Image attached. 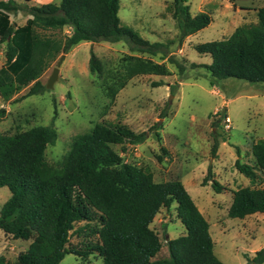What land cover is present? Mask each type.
<instances>
[{
  "label": "trees",
  "instance_id": "1",
  "mask_svg": "<svg viewBox=\"0 0 264 264\" xmlns=\"http://www.w3.org/2000/svg\"><path fill=\"white\" fill-rule=\"evenodd\" d=\"M172 16L179 36L197 32L210 22L200 11L191 15L186 0L172 1ZM243 22L223 39L198 43L194 48L208 53L211 62L203 64L216 80L233 77L249 82H264V5L241 7ZM119 0H59L58 3L23 4L0 0V45L5 62L0 66V97L8 100L32 82L25 95L46 89L39 76L58 54L81 42L125 41L131 52L155 55L163 46L150 42L120 22ZM26 11L22 25L9 19V12ZM248 18V20H247ZM68 27L69 34L58 35ZM171 59V58H170ZM182 71L184 65H178ZM194 66V64H193ZM91 73L102 74V62L89 56ZM168 75L163 63L135 54H125L120 66L107 72L103 87L111 99L135 76ZM165 113H161L164 117ZM160 123L150 129L160 140ZM148 131L135 132L126 124L97 122L76 134L60 161L45 157L48 145L57 138L53 124L35 125L6 138L0 135V187L9 197L0 208V219L14 239L28 240L27 247L12 261L0 255V264H59L67 253L85 256L87 252L69 249L67 243L74 224L98 220V242L93 250L101 264H226L215 255L209 223L180 180L157 182L149 169L126 161L113 145L126 152L130 145L144 141ZM217 142L212 145V151ZM161 150L166 154L164 147ZM255 167L235 161L236 169L252 185L233 190L229 217L264 215V188L253 186L256 168L264 171V139L252 145ZM159 160L162 159L157 155ZM215 192L222 185L208 170L202 185ZM81 198V199H77ZM174 208L185 233L165 241L169 256L152 257L162 243L150 227L159 210ZM252 262H264V246Z\"/></svg>",
  "mask_w": 264,
  "mask_h": 264
},
{
  "label": "rangeland",
  "instance_id": "2",
  "mask_svg": "<svg viewBox=\"0 0 264 264\" xmlns=\"http://www.w3.org/2000/svg\"><path fill=\"white\" fill-rule=\"evenodd\" d=\"M17 1L30 5L59 2ZM172 1L119 0L120 22L142 38L162 43L161 50L155 55L131 52L125 41L81 42L73 46L68 52L58 54L39 76L45 84L64 54L51 88L25 95L31 82L8 100L0 97V135L8 138L35 125L53 124L57 138L47 146L45 157L49 162H57L66 154L72 138L97 122H120L135 132L148 131L144 141L130 145L125 153L119 145L113 148L126 161L149 169L155 181L183 183L209 223L213 251L219 260L226 264H255L251 259L264 246V215L256 212L233 218L227 211L233 190L252 185L236 169L235 161L255 167L252 145L264 139V82L212 78L202 66L211 62L210 55L198 52L194 46L226 38L243 22L241 7L256 8L264 5V0H186L191 15L204 11L210 16V22L182 38L172 16ZM27 17L26 11L9 12V19L16 25L23 24ZM69 33L68 27L57 32L58 35ZM91 52L102 62L101 75L89 70ZM128 53L163 63L169 74L135 76L111 99L103 87L104 79L109 80L107 72L118 69L121 58ZM4 62V48L0 45V66ZM179 64L184 65L182 71ZM156 122L160 123L159 141L153 135L154 129H150ZM215 141L217 148L213 152ZM209 169L223 187L220 192H215L210 184L202 185ZM255 170L257 177L253 186L264 188V171ZM9 195L8 188L1 186L0 208ZM0 223L4 222L0 219ZM98 226V220L94 219L76 222L67 247L85 250L87 254L67 253L59 264H101V257L93 250L98 242ZM150 227L162 243L153 259L167 258L165 241L185 233L173 207H162ZM28 243V240L14 239L0 224V255L6 260L12 262Z\"/></svg>",
  "mask_w": 264,
  "mask_h": 264
},
{
  "label": "water",
  "instance_id": "3",
  "mask_svg": "<svg viewBox=\"0 0 264 264\" xmlns=\"http://www.w3.org/2000/svg\"><path fill=\"white\" fill-rule=\"evenodd\" d=\"M63 56H64V54H62L59 57V59H58V61L56 63V66L53 67V69H52V71H51V73H50V75H49V77H48V79H47V81L45 83V87L46 88H51L53 82L57 79V76H58V66H59V64H60L61 59H62Z\"/></svg>",
  "mask_w": 264,
  "mask_h": 264
},
{
  "label": "crops",
  "instance_id": "4",
  "mask_svg": "<svg viewBox=\"0 0 264 264\" xmlns=\"http://www.w3.org/2000/svg\"><path fill=\"white\" fill-rule=\"evenodd\" d=\"M41 4H42V3H41ZM27 18H28V17H27ZM25 21H26V20H25ZM24 23H25V22H24ZM24 23H23V24H24ZM19 25H22V24H19Z\"/></svg>",
  "mask_w": 264,
  "mask_h": 264
}]
</instances>
